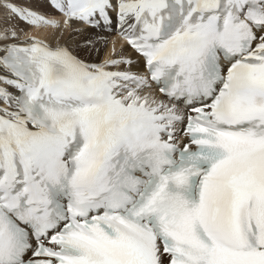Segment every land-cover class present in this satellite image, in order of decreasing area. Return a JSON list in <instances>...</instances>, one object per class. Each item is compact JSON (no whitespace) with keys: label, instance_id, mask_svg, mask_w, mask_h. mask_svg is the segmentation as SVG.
I'll list each match as a JSON object with an SVG mask.
<instances>
[{"label":"snow or ice","instance_id":"1","mask_svg":"<svg viewBox=\"0 0 264 264\" xmlns=\"http://www.w3.org/2000/svg\"><path fill=\"white\" fill-rule=\"evenodd\" d=\"M0 264H264V0H0Z\"/></svg>","mask_w":264,"mask_h":264},{"label":"bare ground","instance_id":"2","mask_svg":"<svg viewBox=\"0 0 264 264\" xmlns=\"http://www.w3.org/2000/svg\"><path fill=\"white\" fill-rule=\"evenodd\" d=\"M22 26L27 27V25H22Z\"/></svg>","mask_w":264,"mask_h":264}]
</instances>
